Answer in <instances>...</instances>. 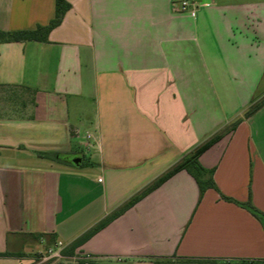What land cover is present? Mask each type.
<instances>
[{
  "label": "crops",
  "instance_id": "1",
  "mask_svg": "<svg viewBox=\"0 0 264 264\" xmlns=\"http://www.w3.org/2000/svg\"><path fill=\"white\" fill-rule=\"evenodd\" d=\"M67 1L48 42L0 43V264L46 263L239 119L199 158L215 188L182 170L62 256L264 259L240 205L264 213V106L244 118L264 97V0ZM55 15L56 0H0V31Z\"/></svg>",
  "mask_w": 264,
  "mask_h": 264
},
{
  "label": "trees",
  "instance_id": "2",
  "mask_svg": "<svg viewBox=\"0 0 264 264\" xmlns=\"http://www.w3.org/2000/svg\"><path fill=\"white\" fill-rule=\"evenodd\" d=\"M72 8V5L67 0H56V15L55 18L46 26H38L34 30H24V31H0V43L6 42H23V41H38V42H48L50 33L56 29L64 20L67 12ZM264 106V97L254 102L250 108L244 114V118H250L257 111H259ZM242 122V119H239L234 124H232L229 128L226 129V132H231L237 128V126ZM221 133L210 139L204 145L200 146L196 151L186 157L182 162L173 167L170 171L159 177L152 184L141 190L139 193L134 195L130 200L120 206L117 210H115L112 214H110L106 219L101 221L94 228L89 230L87 233L82 235L76 241H74L68 248L62 250L61 254L63 256H74L75 252L78 248L84 245L89 239H91L96 233L106 227L113 220L117 219L121 215H123L126 211L136 205L140 200L146 197L149 193L160 187L164 182L170 179L176 173L182 170H188L198 181L200 186L201 194L203 195L205 191L209 188H215V182L211 176L207 180H203L202 172L203 168L200 165L199 158L203 153H205L208 149H210L214 144H216L226 133ZM228 199V198H227ZM229 200V199H228ZM241 206L248 209L264 226V213L257 209L253 204L246 203L240 204ZM191 260V259H190ZM231 261V260H229ZM232 261L237 262H246L248 264H264V259H236ZM71 264V263H67Z\"/></svg>",
  "mask_w": 264,
  "mask_h": 264
},
{
  "label": "rangeland",
  "instance_id": "3",
  "mask_svg": "<svg viewBox=\"0 0 264 264\" xmlns=\"http://www.w3.org/2000/svg\"><path fill=\"white\" fill-rule=\"evenodd\" d=\"M84 165H86V159H84ZM58 252V251H56ZM55 250L45 251L42 254L38 255V258H45L46 263L44 264H75L70 262V260L64 258L62 254L55 255ZM54 254V255H53ZM48 257V258H47ZM162 264H248L246 262H237V261H215V260H182V259H170L168 261H164Z\"/></svg>",
  "mask_w": 264,
  "mask_h": 264
},
{
  "label": "built area",
  "instance_id": "4",
  "mask_svg": "<svg viewBox=\"0 0 264 264\" xmlns=\"http://www.w3.org/2000/svg\"><path fill=\"white\" fill-rule=\"evenodd\" d=\"M187 10H188V3H187V2H184L183 5H182V7H181V9H180V11H187ZM62 246H63V245L60 243V244L58 245V248H62ZM57 251H58V250H57ZM61 252H62V250H61V251H58V252L55 251L54 254H55V255H56V254L59 255ZM54 254H53V255H54Z\"/></svg>",
  "mask_w": 264,
  "mask_h": 264
}]
</instances>
